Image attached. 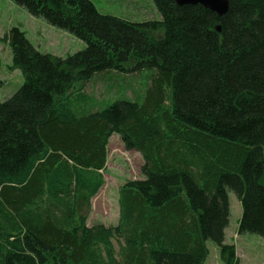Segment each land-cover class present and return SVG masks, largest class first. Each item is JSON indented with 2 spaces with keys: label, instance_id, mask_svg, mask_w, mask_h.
I'll return each instance as SVG.
<instances>
[{
  "label": "trees",
  "instance_id": "1",
  "mask_svg": "<svg viewBox=\"0 0 264 264\" xmlns=\"http://www.w3.org/2000/svg\"><path fill=\"white\" fill-rule=\"evenodd\" d=\"M11 1L86 48L58 57L10 31L24 83L0 101V264H206L208 242L240 264L230 193L238 233L264 239V0H229L222 17L153 0L160 19L142 23L90 0ZM137 72L149 84L135 100L85 92ZM114 134L142 178L119 188L116 225H89Z\"/></svg>",
  "mask_w": 264,
  "mask_h": 264
},
{
  "label": "rangeland",
  "instance_id": "2",
  "mask_svg": "<svg viewBox=\"0 0 264 264\" xmlns=\"http://www.w3.org/2000/svg\"><path fill=\"white\" fill-rule=\"evenodd\" d=\"M103 15L118 17L130 22L142 23L160 19L153 0H90ZM20 28L32 45L41 53L66 58L86 48V43L72 34L49 25L43 19L29 14L11 0H0V101L13 96L23 85L24 77L19 69L12 67L10 31ZM147 73H104L86 85L85 92L98 102H106L124 92L135 100L146 89ZM142 156L127 151L120 136L114 134L109 141V157L106 167L105 186L92 201L89 225L103 223L116 225L119 220V188L129 179H141ZM231 218L227 230V243L234 244L240 264H264V239L257 234H239L242 206L234 193H230ZM116 249L119 245L115 241ZM210 256L206 264H223L217 247L208 242Z\"/></svg>",
  "mask_w": 264,
  "mask_h": 264
},
{
  "label": "water",
  "instance_id": "3",
  "mask_svg": "<svg viewBox=\"0 0 264 264\" xmlns=\"http://www.w3.org/2000/svg\"><path fill=\"white\" fill-rule=\"evenodd\" d=\"M178 6L201 5L215 12L219 17L224 16L229 9V0H175ZM220 31V28H218Z\"/></svg>",
  "mask_w": 264,
  "mask_h": 264
},
{
  "label": "crops",
  "instance_id": "4",
  "mask_svg": "<svg viewBox=\"0 0 264 264\" xmlns=\"http://www.w3.org/2000/svg\"><path fill=\"white\" fill-rule=\"evenodd\" d=\"M228 230V229H227ZM227 230H226V242H227ZM237 249V248H236ZM238 252V251H237ZM238 254V253H237Z\"/></svg>",
  "mask_w": 264,
  "mask_h": 264
}]
</instances>
